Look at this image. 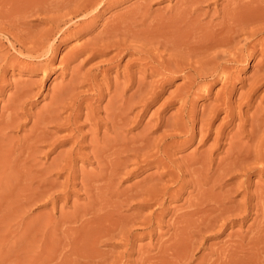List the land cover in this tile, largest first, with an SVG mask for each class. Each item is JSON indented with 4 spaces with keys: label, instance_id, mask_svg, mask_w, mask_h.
I'll return each instance as SVG.
<instances>
[{
    "label": "rangeland",
    "instance_id": "obj_1",
    "mask_svg": "<svg viewBox=\"0 0 264 264\" xmlns=\"http://www.w3.org/2000/svg\"><path fill=\"white\" fill-rule=\"evenodd\" d=\"M9 1L0 264H264V0H96L87 10L94 0ZM237 24L234 48L213 49V30ZM45 38L48 68L33 55Z\"/></svg>",
    "mask_w": 264,
    "mask_h": 264
},
{
    "label": "bare ground",
    "instance_id": "obj_2",
    "mask_svg": "<svg viewBox=\"0 0 264 264\" xmlns=\"http://www.w3.org/2000/svg\"><path fill=\"white\" fill-rule=\"evenodd\" d=\"M6 1H7V0H5V1L3 2V0H2V1L0 0V11L7 12L9 8L11 9V7H10V5H9L10 1H9L8 3H7ZM21 1H22V0H21ZM23 1H24V0H23ZM36 1H37V0H36ZM36 1H35V2H36ZM39 1H40V0H39ZM62 1H63V0H62ZM79 1H80V0H79ZM100 1H101V0H100ZM106 1H107V0H106ZM240 1H241V0H240ZM250 1H251V0H250ZM255 1H256V0H255ZM13 2H14V1H13ZM18 2H19V1L17 0L15 3H12L13 6H14V7H15V6L17 7ZM51 2H52V1H51ZM69 2H70V0H69ZM77 2H78V1H77ZM104 2H105V1H104ZM252 2H253V1H252ZM62 3H63V2H62ZM102 3H103V2H102ZM241 3H245V2H241ZM246 3H248V1H247ZM256 3H257V1H256ZM34 4H35V3H34ZM83 4H84V3H83ZM249 4H251V3H249ZM37 5H39V4H37ZM48 5H49V4H48ZM66 5H67V4H66ZM96 5H97V6H96ZM98 5H99V2H97L96 0H94L93 2L89 3L88 5L86 4V6L84 7V9L87 10L88 8H90V7H94V6H96V8H97V7H99ZM254 5H255V4H254ZM254 5H252V6H254ZM258 5H260V4H258ZM8 6H9V7H8ZM43 6H44V5H43ZM59 6H60V5H59ZM224 7H225V6H224ZM243 7H244V6H241V9H242ZM247 7H248V6H247ZM258 7H259V6H258ZM260 7H261V6H260ZM41 8H42V7H41ZM45 8H46V7H45ZM76 8H77V7H76ZM184 8H185V7H184ZM184 8H183V9H184ZM226 8H227V7H226ZM262 8H263V7H262ZM91 9H92V8H91ZM97 9H98V8H97ZM26 10H27V9H26ZM76 10H77V9H76ZM92 10L95 11V9H92ZM200 10H201V9H200ZM228 10H229V8H228ZM243 10H244V9H243ZM243 10H240V15H239V9H238L237 11H233V12H238L237 16L240 17L241 14L243 13V12H242ZM245 10H246V9H245ZM248 10H249L251 13L253 12L251 8H248ZM10 11H11V10H10ZM32 11H33V9H32ZM79 11L82 12V11L80 10V8H79ZM88 11H89V10H88ZM88 11H87V12H88ZM90 11H91V10H90ZM94 11H93V13H94ZM183 11H184V10H183ZM263 11H264V10H263ZM4 12H2V13H4ZM8 12H9V11H8ZM11 12H12V11H11ZM29 12H30V11H29ZM83 12H84V11H83ZM244 12H245V11H244ZM259 12H260V11H259ZM2 13H1V14H2ZM88 13H90V12H88ZM146 13H147V12H146ZM246 13H248V11H247ZM251 13H249V14H251ZM255 13H256V12H255ZM1 14H0V15H1ZM9 14H10V13H9ZM86 14H87V13H86ZM91 14H92V13H91ZM222 14H223V13H222ZM225 14H226V13H225ZM249 14H248V15H249ZM63 15H64V14H63ZM213 15H214V14H213ZM229 15H230V14H229ZM232 15H233V16H231L232 18H233L234 16L236 17V15H234V14H232ZM248 15L245 14V16H248ZM260 15H262V14H260ZM263 15H264V13H263ZM3 16H4V14H3ZM226 16H227V15H226ZM242 16H243V17H242ZM242 16H241V19H242V18H245V17H244V13L242 14ZM1 17H2V15H1ZM10 17H11V16H10ZM58 17H59V16H58ZM86 17H87V16H86ZM176 17H177V16H176ZM211 17H212V16H211ZM235 17L233 18V20L235 19ZM251 17H252V16H250V18H251ZM29 18H30V17H29ZM178 18H179V17H178ZM228 18H229V16H228ZM232 18H231V19L229 18L230 21L232 20ZM247 18H248V17H247ZM254 18H256V17H254ZM261 18H262V17H261ZM11 19H12V18H11ZM237 19H239V18H237ZM196 20H197V19H196ZM222 20H223V19H222ZM239 20H240V19H239ZM261 20H262V19H261ZM47 21H48V20H47ZM70 21H71V20H70ZM186 21H187V20H186ZM230 21H229V22H230ZM234 21H235V20H234ZM241 21H243V20H241ZM241 21H240V22H241ZM245 21H247V20H245ZM245 21H244V22H245ZM249 21H252V20H249ZM257 21H258V20H257ZM85 22H86V21H85ZM158 22H159V21H158ZM175 22H176V21H175ZM222 22H223V21H222ZM231 22H232V21H231ZM255 22H256V21H255ZM259 22H260V21H259ZM262 22H263V21H262ZM53 23H54V22H53ZM172 23H173V22H172ZM236 23H237V22H236ZM246 23H248V22H246ZM246 23H244V25H245L244 27H249L248 25H249L250 23H249L248 25H246ZM251 23H252V22H251ZM82 24H83V23H82ZM86 24H87V23H86ZM180 24H181V23H180ZM199 24H200V23H199ZM240 24H241V23H240ZM257 24H258V23H257ZM9 25H10V24H9ZM195 25H196V24H195ZM225 25H228V24L226 23ZM225 25H224V26H225ZM229 25H230V23H229ZM237 25H238V28H239L240 30H236V29H233V28H231V27L229 28V27L225 26V27H223L224 29H221V30H219V31H217V32H216L215 30H218V28H216V26H215L216 29H214L213 31L215 32L214 34H215V35L217 34V35H216L215 38L213 39V42H211V38H210V40L207 38V39L212 43L211 45H212L213 49H214V48L216 49V47H221V48H222V46H229V47L231 46V47H233V46H232V42H234V39H235L234 34L236 35V34H240V33L243 32V30L240 28V27H242V26H240L239 24H237ZM241 25H242V24H241ZM250 25H252V24H250ZM83 26H84V25H83ZM156 26H157V25H156ZM211 26H212V25H211ZM254 26H255V25H254ZM7 27H8V25H7ZM12 27H13V26H12ZM61 27H62V26H61ZM157 27H158V26H157ZM167 27H168V26H167ZM194 27H195V26H194ZM220 27H222V24H221ZM232 27L237 28L236 26H232ZM260 27H263V26L261 25ZM260 27H258V28H260ZM1 28H2V27H1ZM74 28H75V27H74ZM158 28H159V27H158ZM165 28H166V27H165ZM191 28H192V27H191ZM126 29H127V28H126ZM169 29H170V27H169ZM173 29H174V28H173ZM176 29H177V28H176ZM192 29H193V28H192ZM201 29H202V28H201ZM254 29H257V28H254ZM52 30H53V29H52ZM59 30H60V29H59ZM111 30H112V29H111ZM145 30H146V29H145ZM149 30H150V29H149ZM164 30H165V29H164ZM202 30H203V29H202ZM246 30H247V28H246ZM250 30H251V29H250ZM257 30H258V29H257ZM257 30H256V31H257ZM263 30H264V29H263ZM122 31H123V30H121V32H122ZM247 31H249V30H247ZM258 31H261V29L258 30ZM118 32H119V31H118ZM128 32H129V31H128ZM156 32H157V31H156ZM191 32H192V31H191ZM211 32H212V31H211ZM249 32H250L249 35H250V34H254V30H253V31H249ZM72 33H73V32H72ZM137 33H138V32H137ZM145 33H146V32H145ZM162 33H163V32H162ZM166 33H167V32H166ZM193 33H194V32H193ZM244 33H245V32H244ZM107 34H108V33H107ZM114 34H115V33H114ZM207 34H208V33H207ZM210 34H211V33H210ZM212 34H213V32H212ZM212 34H211V36H212ZM5 35H6V34H5ZM30 35H31V34H30ZM55 35H56V34H55ZM154 35H155V34H154ZM201 35H202V33H201ZM247 35H248V34H247ZM255 35H256V34H255ZM8 36H9V35H8ZM12 36H13V35H12ZM69 36H70V35H69ZM106 36H107V35H106ZM110 36H111V35H110ZM189 36H190V35H189ZM206 36H207V35H206ZM244 36H245V35H244ZM251 36H252V35H251ZM253 36H254V35H253ZM53 37H54V36H53ZM123 37H124V36H123ZM153 37H155V36H153ZM162 37H163V36H162ZM181 37H182V36H181ZM203 37H205V36H203ZM213 37H214V36H213ZM213 37H212V38H213ZM242 37H243V36H242ZM242 37H241V39H242ZM116 38H117V37H116ZM129 38H130V37H129ZM141 38H142V37H141ZM156 38H157V37H156ZM172 38H173V37H172ZM172 38H171V39H172ZM194 38H195V37H194ZM238 38H239V37H238ZM105 39H106V38H105ZM112 39H113V38H112ZM158 39H159V38H158ZM207 39H205V41H204L205 44L207 43V42H206ZM239 39H240V38H239ZM248 39H249V38H248ZM47 40H48V39H47ZM47 40H46V38H45L44 40H41V43H40V45H39V48H37L36 50H34L35 53L32 52L33 55H34L36 58H37V57H42V60L46 62V63H43V65L45 64L46 67L49 66V63H50V61H51L50 56H49L48 54L50 53V52H49V51H50V48H52V46H50V47H49V45L46 46V44H47ZM154 40H155V39H154ZM165 40H166V39H165ZM200 40H201V39H200ZM208 40H207V41H208ZM246 40H247V39H246ZM16 41H17V39H16ZM20 41H21V40H20ZM116 41H117V40H116ZM148 41H150V40H148ZM178 41H179V40H178ZM202 41H203V40H202ZM250 41H251V40H250ZM7 42H8V41H7ZM25 42H26V41H25ZM166 42H167V41H166ZM179 42H180V41H179ZM9 43H10V42H9ZM17 43H19V42H17ZM21 43H22V41H21ZM51 43H52V42H51ZM180 43H181V42H180ZM11 44L13 45L12 42H11ZM106 44H107V43H106ZM106 44H105V45H106ZM244 44H245V43H244ZM246 44H247V43H246ZM22 45H23V44H22ZM22 45H21V46H22ZM170 45H171V44H170ZM235 45H236V44H235ZM23 46H24V45H23ZM23 46H22V47H23ZM152 46H153V44H152ZM160 46H161V45H160ZM162 46H163V45H162ZM249 46H250V45H249ZM26 47H27V46H26ZM46 47H47V48H46ZM48 47H49V49H48ZM103 47H104V46H103ZM112 47H113V46H112ZM120 47H121V46H120ZM142 47H143V45H142ZM165 47H166V46H165ZM201 47H202V46H201ZM208 47H210V46H208ZM237 47H239V46H237ZM250 47H252V46H250ZM23 48H24V47H23ZM30 48H31V47H30ZM30 48H29V49H30ZM134 48H135V47H134ZM148 48H149V47H148ZM233 48H234V47H233ZM25 49H27V48H25ZM110 49H111V48H110ZM145 49H146V48H145ZM226 49H227V48H226ZM245 49H246V48H245ZM27 50H28V49H27ZM163 50H164V49H163ZM204 50H206V49H204ZM220 50H222V49H220ZM239 50H240V49H239ZM243 50H244V49H243ZM19 51H20V49H19ZM21 51H22V50H21ZM30 51H31V50H30ZM210 51H211V50H210ZM216 51H217V50H216ZM216 51H215V52H216ZM234 51H235V53H236V51H238V50H234ZM245 51H246V50H245ZM144 52H145V51H144ZM156 52H157V51H156ZM206 52H207V51H206ZM230 52H231V50H230ZM243 52H244V51H243ZM28 53H29V52H28ZM237 53H239V52H237ZM240 53H241V52H240ZM250 53H251V52H250ZM25 54H27V52H26ZM30 54H31V53H30ZM51 54H52V53H51ZM144 54H145V53H144ZM161 54H162V53H161ZM206 54H207V53H206ZM246 54H247V53H246ZM248 54H249V53H248ZM196 55H197V54H196ZM229 55H230V53H229ZM238 55H239V54H238ZM26 56H27V55H26ZM29 56H31V55H29ZM34 56H33V57H34ZM213 56H214V55H213ZM236 56H237V55H236ZM240 56H241V54H240ZM244 56H246V55H244ZM20 57H21V56H20ZM22 57H23V56H22ZM231 57H232V56H231ZM247 57H248V56H247ZM247 57H246V58H247ZM5 58H6V57H5ZM168 58H169V57H168ZM193 58H195V57H193ZM234 58H235V57H233V59H234ZM25 59H26V58H25ZM169 59H170V58H169ZM211 59H212V58H211ZM233 59H232V60H233ZM0 60H1V58H0ZM36 60H37V59H36ZM147 60H148V59H147ZM160 60H161V59H160ZM166 60H167V58H166ZM170 60H171V59H170ZM184 60H185V59H184ZM234 60H235V59H234ZM236 60H237V59H236ZM238 60H239V59H238ZM238 60H237V61H238ZM4 61H6V59H5ZM162 61H163V60H162ZM211 61H212V60H211ZM213 61H214V60H213ZM146 62H147V61H146ZM170 62H172V61H170ZM170 62H169V63H170ZM239 62H240V61H239ZM31 63H32V62H31ZM39 63H40V62H39ZM41 63H42V61H41ZM25 64H26V63H25ZM175 64H176V63H175ZM188 64H189V63H188ZM214 64H215V63H214ZM218 64H219V63H218ZM33 65H34V64H33ZM178 65H179V64H178ZM182 65H183V64H182ZM208 65H209V64H208ZM3 66H4V65H3ZM3 66H2V67H3ZM150 66H151V65H150ZM163 66H164V65H163ZM193 66H194V65H193ZM224 66H225V65H224ZM160 67H161V66H160ZM167 67H169V66H167ZM219 67H220V66H219ZM39 68H40V67H39ZM47 68H48V67H47ZM162 68H163V67H162ZM162 68H161V69H162ZM169 68H170V67H169ZM169 68H168V69H169ZM174 68H176L177 71H179V72H180V71H181V72L184 71V69H182V68H180V67H177V66L173 67V69H174ZM184 68H185V66H184ZM194 68H195V67H194ZM228 68H229V67H228ZM186 69H188V68L186 67ZM186 69H185V70H186ZM195 69H196V68H195ZM222 69H223V68H222ZM165 70H166V69H165ZM214 70H215V69H213V71H214ZM162 71H163V69H162ZM162 71H161V72H162ZM188 71H189V70H188ZM190 71H191V70H190ZM190 71H189V72H190ZM217 71H218V70H217ZM222 71H223V70H222ZM169 72H171V70H170ZM203 72H204V71H203ZM172 73H173V72H171V74H172ZM177 73H178V72H177ZM185 73H186V71H185ZM213 73H215V72H213ZM211 74H212V73H211ZM164 75H165V74H164ZM177 75H178V74H177ZM198 75H199V73H198ZM203 75H204V74H203ZM186 76H187V75H186ZM201 76H202V75H201ZM215 76H216V75H215ZM188 77H189V76H188ZM199 77H200V76H199ZM216 79H217V78H216ZM262 79H263V78H262ZM117 80H118V79H117ZM139 80H140V79H139ZM201 80H202V79H201ZM193 81H194V80H193ZM30 82H31V81H30ZM127 82H129V81H127ZM137 82H138V81H137ZM188 82H190V81H188ZM32 83H33V82H32ZM116 83H117V82H116ZM191 83H192V82H191ZM193 83H194V82H193ZM24 86H25V85H24ZM26 86H28V85H26ZM29 86H30V85H29ZM29 86H28V88H29ZM115 86H116V85H115ZM125 86H126V85H125ZM34 87H35V86H34ZM36 87H37V86H36ZM71 87H72V86H71ZM21 89H22V87H21ZM26 89H27V88H26ZM33 89H34V88H33ZM184 89H186V88H184ZM14 90H15V89H14ZM22 90L25 91V88H23ZM22 90H21V92H22V94H23L24 91H22ZM27 90H28V89H27ZM30 90H31V88L29 89V91H30ZM139 90H140V89H139ZM17 91H19V90H17ZM187 91H189V90L187 89ZM113 92H114V91H113ZM17 93H18V92H17ZM17 93H16V94H17ZM19 93H20V92H19ZM116 93H117V91H116ZM180 94H181V93H180ZM20 95H21V94H20ZM33 95H34V94H33ZM24 96H25V94H24ZM15 97H16V96H15ZM30 97H32V96H30ZM113 97H114V96H113ZM10 98H11V97H10ZM12 98H13V97H12ZM25 98H26V96H25ZM56 98H57V96H56ZM179 98H180V97H179ZM17 99H18V97H17ZM186 99H187V98H186ZM194 99H195V98H194ZM13 100H14V99H13ZM113 100H115V99H113ZM183 100H184V99H183ZM19 101H20V100H19ZM26 101H27V99H26ZM130 101H131V100H130ZM139 101H140V100H139ZM22 102H23V101H22ZM22 102H21V103H22ZM24 102H25V100H24ZM185 102H186V101H185ZM18 103H19V102H18ZM53 103H54V102H53ZM11 104H12V102H11ZM111 104H112V103H111ZM144 104H145V103H144ZM7 105H8V103H7ZM22 105H23V104H22ZM68 105H69V104H68ZM185 105H186V104H185ZM5 106H6V105H5ZM5 106H4V107H5ZM16 106H17V105H16ZM127 106H128V104H127ZM223 106H224V105H223ZM225 106H226V105H225ZM11 107H12V106H11ZM17 107H18V106H17ZM68 107H69V106H68ZM18 108H19V107H18ZM5 109H6V108H5ZM68 109H69V108H68ZM111 109H112V108H111ZM11 110H12V108H11ZM57 110H58V108H57ZM121 110H122V109H121ZM183 110H184V109H183ZM6 111H7V110H6ZM49 111H50V110H49ZM61 111H62V110H61ZM65 111H66V110H65ZM122 111H123V110H122ZM7 112H8V111H7ZM7 112H6V113H7ZM14 112H15V111H14ZM53 112H54V111H53ZM111 112H112V111H111ZM136 112H137V111H136ZM3 113H4V112H3ZM12 113H13V112H11V113L9 114V116H10ZM138 113H139V112H138ZM257 113H258V112H257ZM48 114L50 115V113H48ZM53 114H54V113H53ZM112 114H113V113H112ZM120 114H121V113H120ZM5 115H6V114H5ZM121 115H123V114H121ZM9 116H7V117L10 118ZM113 116H117V115H113ZM119 116H120V115H119ZM119 116H118V117H119ZM262 116H263V115H262ZM3 117H4V116H3ZM5 117H6V116H5ZM12 117H13V116H12ZM12 117H11V119H12ZM31 117H32V116H31ZM188 117H189V116H188ZM0 118H1V117H0ZM16 118H17V117H16ZM236 118H237V117H236ZM5 119H6V118H5ZM42 119H43V118H42ZM106 119H107V118H106ZM117 119H119V118H117ZM120 119L122 120V118H120ZM124 119H125V118H124ZM127 119H128V118H127ZM127 119H126V120H127ZM231 119H232V118H231ZM1 120H2V119H1ZM6 120H9V119H6ZM40 120H41V119H40ZM46 120H47V119H46ZM99 120H100V119H99ZM110 120H111V119H110ZM113 120H114V117H113L112 121H113ZM238 120H239V119H238ZM242 120H244V119H242ZM251 120H252V118H251ZM262 120H263V121H262ZM12 121H13V120H11V122H12ZM87 121H88V120H87ZM114 121H115V120H114ZM117 121H118V120H117ZM261 121H262V123H264V119H261ZM4 122H5V121H4ZM53 122H54V121H53ZM88 122H89V121H88ZM118 122H120V121H118ZM180 122H182V121H180ZM248 122H249V121H248ZM7 123H9V121H7ZM17 123H18V122H17ZM50 123H51V122H50ZM110 123H111V122H110ZM125 123H126V122H125ZM240 123H241V122H240ZM242 123H243V122H242ZM5 124H6V123H5ZM40 124H41V123H40ZM116 124H118V123H116ZM122 124H123V123H122ZM180 124H182V123H180ZM244 124H245V123H244ZM254 124H255L254 126H256V123H254ZM3 125H4V124H3ZM170 125H171V124H170ZM252 125H253V124H252ZM8 126H11V125L8 124ZM38 126H39V125H38ZM38 126H37V127H38ZM121 126H122V125H121ZM128 126H129V125H128ZM244 126H245V125H244ZM182 127H183V126H182ZM184 127H185V126H184ZM239 127H240V126H239ZM3 128H4V126H3ZM7 128H8V127H7ZM124 128H125V127H124ZM174 128H175V127H174ZM251 128H252V127H251ZM262 128H263V127H262ZM35 129H36V128H35ZM40 129H41V128H40ZM249 129H250V128H249ZM253 129H254V127H253ZM256 129H257V128H256ZM260 129H261V128H260ZM260 129H259V130H260ZM117 130H122V129H120V126H119V128H117ZM123 130H124V129H123ZM240 130H241V128H240ZM0 131H1V129H0ZM3 131H4V129H3ZM3 131H2V132H3ZM5 131H6V129H5ZM15 131H16V130H15ZM236 131L238 132L237 129H236ZM251 131H252V130H251ZM36 132H37V131H36ZM113 132H114V131H113ZM183 132H184V131H183ZM248 132H249V131H248ZM248 132H247V133H248ZM258 132H259V131H258ZM258 132H257V133H258ZM3 133H4V132H3ZM30 133H31V132H30ZM261 133H262V132H261ZM0 134H1L0 136L3 137V134H2L1 132H0ZM34 134H35V133H34ZM172 134H173V133H172ZM238 134H239V133H238ZM244 134H245V133H244ZM249 134H253V132H252V133L249 132ZM6 135H8V134H6ZM35 135H36V134H35ZM35 135H34V136H35ZM119 135H120V134H119ZM255 135H256V134H255ZM261 135H262V134H261ZM261 135H260V136H261ZM39 136H40V135H39ZM249 136H250V135H249ZM260 136H259V137H260ZM262 136H263V135H262ZM262 136H261V138H263ZM2 137H0V138L2 139ZM11 137H12V136H11ZM35 137H36V136H35ZM94 137H95V136H94ZM113 137H114V136H113ZM171 137H172V136H171ZM239 137H240V136H239ZM253 137H254V135L252 136V138H253ZM9 138H10V137H9ZM25 138H26V137H25ZM49 138H50V137H49ZM49 138H48V139H49ZM66 138H67V137H66ZM148 138H149V137H148ZM246 138H247V137H246ZM255 138H256V137H255ZM6 139H7V138H6ZM37 139H38V138H37ZM149 139H150V138H149ZM151 139H152V138H151ZM24 140H25V139H24ZM30 140H31V139H30ZM231 140H232V139H231ZM244 140H245V138H244ZM251 140H252V139H251ZM251 140H250V141H251ZM1 141H2V140H1ZM3 141H4V140H3ZM3 141H2V142H3ZM91 141H92V140H91ZM114 141H115V140H114ZM137 141H138V139H137ZM139 141H140V140H139ZM240 141H241V140H240ZM245 141H246V140H245ZM252 141H253V140H252ZM6 142H8V141H6ZM4 143H5V142H4ZM29 143H30V142H29ZM214 143H215V142H214ZM2 144H3V143H2ZM30 144H31V143H30ZM45 144H46V143H45ZM47 144H48V143H47ZM148 144H149V142H148ZM179 144H180V143H179ZM249 144H250V143H249ZM249 144H248V145H249ZM15 145H17V143H16ZM85 145H86V144H85ZM237 145H238V144H237ZM79 146H80V145H79ZM174 146H175V145H174ZM212 146H213V145H212ZM216 146H217V144H216ZM252 146H253V145H252ZM3 147H4V146H3ZM148 147H149V146H148ZM151 147H152V146H151ZM249 147H250V145H249ZM14 148H15V147H14ZM14 148H13V149H14ZM23 148H24V147H23ZM95 148H96V147H95ZM143 148H144V147H143ZM246 148L248 149L247 146H246ZM1 149H2V148H1ZM99 149H100V148H99ZM136 149H137V148H136ZM238 149H239V148H238ZM241 149H242V148H241ZM16 150H17V149H16ZM18 150H19V149H18ZM153 150H154V149H153ZM168 150H169V149H168ZM233 150H234V149H233ZM9 151L11 152V148H10ZM12 151H13V150H12ZM26 151H27V150H26ZM29 151H30V150H29ZM33 151H34V150H33ZM36 151H37V150H36ZM99 151H100V150H99ZM130 151H131V150H130ZM206 151H207V150H206ZM244 151H246V150H244ZM252 151H253V150H252ZM20 152H21V151H20ZM20 152H19V153H20ZM135 152H136V151H135ZM164 152H165V151H164ZM250 152H251V151H250ZM1 153H3V152L1 151ZM1 153H0V154H1ZM11 153H13V152H11ZM11 153L8 154V155L10 156V158H11V156H12V155H10ZM21 153H22V152H21ZM21 153H20V154H21ZM24 153H25V150H24ZM24 153H22V154H24ZM99 153H100V152H99ZM102 153H103V152H102ZM148 153H149V152H148ZM234 153H235V152H234ZM234 153H233V154H234ZM237 153H238V152H237ZM243 153H244V152H243ZM251 153H252V152H251ZM251 153H250V155H251ZM14 154H15V152H14ZM17 154H18V153H17ZM17 154H16V155H17ZM145 154H146V153H145ZM6 155H7V154H6ZM6 155H5V157H6ZM26 155H27V154H26ZM28 155H29V154H28ZM134 155H136V154H134ZM169 155H170V154H169ZM244 155H246V153H245ZM244 155H243V156H244ZM250 155H249V156H250ZM254 155H256L255 152H254ZM262 155H263V153H262ZM1 156H2V155H1ZM9 156H8V159H9ZM13 156H14V155H13ZM103 156H104V155H103ZM103 156H102V157H103ZM111 156H112V154H111ZM198 156H199V155H198ZM252 156H253V155H252ZM105 157H106V156H105ZM234 157H235V156H234ZM19 158H20V157H19ZM100 158H101V157H100ZM119 158H120V157H119ZM138 158H139V157H138ZM141 158H142V157H141ZM228 158H229V157H228ZM228 158H227V159H228ZM235 158H236V157H235ZM250 158H251V156H250ZM253 158H255V157H253ZM257 158H258V157H257ZM1 159H2V157L0 158V160H1ZM8 159H7V160H8ZM16 159L18 160V158H16ZM125 159H126V158H125ZM204 159H205V158H204ZM227 159H226V160H227ZM232 159H233V158H232ZM247 159H248V158H247ZM247 159H246V160H247ZM255 159H256V158H255ZM255 159H253V161H254ZM3 160H5V158H3ZM10 160H11V159H10ZM10 160L7 161V165H8V163H11ZM104 160H105V159H104ZM209 160H210V157H209ZM222 160H223V159H222ZM226 160H225V162H226ZM233 160H234V159H233ZM239 160H240V159H239ZM259 160H260V159H259ZM263 160H264V158H263ZM18 161H19V160H18ZM18 161H16V162H18ZM56 161H57V160H56ZM71 161L73 162L72 159H71ZM230 161H231V160H230ZM234 161H235V160H234ZM243 161H244V160H243ZM1 162H2V160L0 161V163H1ZM23 162H24V161H23ZM72 162H71V163H72ZM131 162H132V161H131ZM225 162H224V163H225ZM235 162H237V161H235ZM235 162H234V163H235ZM257 162H258V161H257ZM13 163H15V162L13 161ZM20 163H21V162H20ZM228 163H229V162H228ZM234 163H233V164H234ZM244 163H246V161H244ZM244 163H243V165H244ZM251 163H253V162H251ZM3 164L6 166V164L4 163V161H3ZM3 164H2V166H3ZM210 164H211V163H210ZM238 164H240L239 161H238ZM246 164H247V163H246ZM246 164H245V166H246ZM165 165H166V164H165ZM220 165H221V164H220ZM220 165H218V166H220ZM243 165H242V166H243ZM253 165H255V164H253ZM253 165L251 164V166H253ZM19 166H20V165H19ZM168 166H169V165H168ZM222 166H223V165H222ZM27 167H28V166H27ZM36 167H37V166H36ZM166 167H167V166H166ZM205 167H206V166H205ZM210 167H211V165H210ZM225 167H226V169H227V167H229V166H224L223 169H224ZM233 167H234V166H233ZM243 167H244V166H243ZM243 167H242V168H243ZM247 167H248V166H247ZM7 168H9V167H6V170H7ZM168 168H169V167H168ZM207 168H208V167H207ZM219 168H220V167H219ZM230 168H231V167H230ZM19 169H20V168H19ZM19 169H18V170H19ZM52 169H53V168H52ZM200 169H201V167H200ZM236 169H237V168H236ZM240 169H241V168H240ZM244 169H245V167H244L242 170H244ZM246 169H247V168H246ZM249 169H250V168H248L247 170H249ZM8 170H9V169H8ZM66 170H67V169H66ZM68 170H69V169H68ZM106 170H107V169H106ZM191 170H192V168H191ZM242 170H241V172H243ZM254 170H255V169H254ZM15 171H16V170H15ZM24 171H25V170H24ZM169 171H170V170H169ZM202 171H203V168H202ZM219 171H221V170H219ZM225 171H226V170H225ZM17 172H18V171H17ZM19 172H20V170H19ZM42 172H43V171H42ZM118 172H119V171H118ZM188 172H189V171H188ZM200 172H201V171H200ZM206 172H207V171H206ZM215 172H216V171H215ZM227 172H228V171H227ZM230 172H232V171L230 170ZM68 173H69V172H68ZM107 173H108V172H107ZM194 173H195V172H194ZM220 173H221V172H220ZM3 174H4V172H3ZM3 174H2V175H3ZM21 174H22V173H21ZM29 174H30V173H29ZM31 174H32V173H31ZM216 174H217V173H216ZM221 174H222V173H221ZM227 174H228V173H227ZM227 174H226V175H227ZM229 174H230V173H229ZM27 175H28V174H27ZM39 175H41V174H38V176H39ZM42 175L44 176V174H42ZM197 175H198V174H197ZM224 176H225V175H224ZM72 177H73V176H72ZM191 177H192V176H191ZM202 177H203V176H202ZM222 177H223V176H222ZM19 178H22V177H19ZM198 178H199V177H198ZM225 178H226V177H225ZM182 179H183V178H182ZM213 179H214V178H213ZM103 180H104V179H103ZM11 181H13V180H11ZM90 181H91V180H90ZM90 181H89V182H90ZM99 181H100V180H99ZM161 181H162V180H161ZM182 181H183V180H182ZM201 181H202V180H201ZM26 182H27V181H26ZM195 182H196V181H195ZM195 182H194V183H195ZM188 183H189V181H188ZM35 184H36V183H35ZM195 184H196V183H195ZM195 184H194V185H195ZM207 184H208V183H207ZM240 184H241V183H240ZM197 185H198V184H197ZM204 185H205V184H204ZM234 185H235V184H234ZM94 186H95V185H94ZM192 186H193V185H192ZM205 186H206V185H205ZM225 186H226V185H225ZM225 186H224V187H225ZM239 186H240V185H239ZM244 186H245V185H244ZM15 187H16V186H15ZM37 187H38V186H37ZM198 187H199V186H198ZM201 187H202V186H201ZM226 187H227V186H226ZM235 188H236V187H235ZM239 188H240V187H239ZM244 188H245V187H244ZM34 189H35V188H34ZM164 189H165V188H164ZM241 189H242V188H241ZM241 189H240V190H241ZM259 189H260V188H259ZM199 190H200V189H199ZM213 190H214V189H213ZM238 190H239V189H238ZM240 190H239V191H240ZM244 190H245V189H244ZM209 191H210V190H209ZM211 191H212V190H211ZM211 191H210V193H211ZM25 192H26V191H25ZM227 192H228V191H226V194H227ZM229 192H230V191H229ZM261 192H262V191H261ZM207 193H208V192H207ZM217 193H218V192H217ZM101 194H102V193H101ZM148 194H149V193H148ZM257 194H258V193H257ZM260 194H261V193H260ZM263 194H264V193H263ZM104 195H105V194H104ZM130 195H131V194H130ZM134 195H135V194H134ZM137 195H138V194H137ZM137 195H136V196H137ZM217 195H218V194H217ZM219 195H220V194H219ZM219 195H218V196H219ZM222 195H223V194H222ZM44 196H45V195H44ZM99 196H100V195H99ZM251 196H252V195H251ZM253 196H254V195H253ZM263 196H264V195H263ZM36 197H37V196H36ZM36 197H35V198H36ZM156 197H157V196H156ZM203 197H204V196H203ZM221 197H222V196H221ZM256 197L258 198V195H257ZM27 198H28V197H26V199H27ZM95 198H96V197H95ZM151 198H152V197H151ZM153 198H154V197H153ZM206 198H207V197H206ZM209 198H210V197H209ZM212 198H213V197H212ZM212 198H211V199H212ZM250 198H251V197H250ZM262 198H263V197H262ZM0 199H1V198H0ZM15 199H16V198H15ZM15 199H14V201H15ZM92 199H93V198H92ZM103 199H104V198H103ZM217 199H218V198H217ZM260 199H261V198H260ZM263 199H264V198H263ZM99 200H100V199H99ZM151 200L153 201V199H151ZM198 200H199V198H198ZM201 200H202V199H201ZM227 200H228V199H227ZM231 200H233V199H231ZM246 200H247V199H246ZM256 200H258V199H256ZM33 201H34V200H33ZM192 201H193V200H192ZM205 201H206V199H205ZM205 201H204V202H205ZM248 201H249V200H248ZM106 202H107V201H106ZM193 202H194V201H193ZM197 202H198V201H196V203H197ZM212 202H213V200H212ZM217 202H218V201H217ZM221 202H222V201H221ZM221 202H220V203H221ZM223 202H224V201H223ZM237 202H238V201H237ZM260 202H261V201H260ZM262 202H263V201H262ZM112 203H113V202H112ZM189 203H190V202H189ZM198 203H199V202H198ZM220 203H219V204H220ZM228 203H229V202H228ZM244 203H245V201L242 203V204H243V207L246 205V204L244 205ZM246 203H247V202H246ZM257 203H259V202L257 201ZM6 204H7V203H6ZM109 204H110V203H109ZM202 204H203V207H204L205 203H202ZM242 204H239V205H242ZM248 204H249V202H248ZM250 204H251V203H250ZM250 204H249V205H250ZM263 204H264V203H263ZM17 205H18V204H17ZM27 205H28V204H27ZM117 205H118V204H117ZM192 205H194V204H192ZM200 205H201V204H200ZM207 205H208V204H207ZM211 205H212V203H211ZM220 205H221V204H220ZM249 205H248V206H249ZM252 205H253V204H252ZM256 205H258L257 207L260 208L261 203H260V206H259V204H256ZM8 206H9V205H8ZM104 206H105V205H104ZM188 206H189V205H188ZM194 206H195V205H194ZM214 206H215V205H214ZM216 206H217V205H216ZM216 206H215V207H216ZM223 206H224V205H223ZM254 206H255V205H254ZM254 206H253V207H254ZM23 207H24V205H23ZM191 207H192V206H191ZM219 207H220V206H219ZM221 207H222V206H221ZM235 207H238V206H235ZM243 207H241V209H242ZM28 208H29V207H28ZM197 208L199 209V207H197ZM213 208H214V207H213ZM228 208H229V207H228ZM244 208L247 209L246 206H245ZM250 208H252V207H250ZM261 208H262V206H261ZM105 209H106V208H105ZM217 209H218V208H217ZM236 209H237V208H236ZM239 209H240V208H239ZM253 209H254V208H253ZM193 210H194V209H193ZM195 210H196V209H195ZM195 210H194V211H195ZM203 210H206V209H203ZM210 210H212V209H210ZM108 211H109V210H108ZM188 211H190V210H188ZM199 211H201V210L199 209ZM199 211L196 210V212H199ZM220 211H221V209H220ZM220 211H219V209H218V212H217L216 215H218V213H219ZM222 211H223V210H222ZM228 211H229V210H228ZM238 211H240V210H238ZM245 211H246V210H245ZM4 212H5V211H4ZM95 212H96V211H95ZM114 212H115V211H114ZM202 212H204V211H202ZM202 212H201V213H202ZM212 212H215V211H212ZM226 212H227V211H226ZM226 212H225V213H224V211L222 212L225 218H226V215H225ZM232 212H233V211H232ZM263 212H264V211H263ZM27 213H28V212H27ZM189 213H191V212H189ZM206 213H207V212H206ZM220 213H221V212H220ZM244 213H245V212H244ZM244 213H242V214H244ZM21 214H22V213H21ZM111 214H112V213H111ZM193 214H194V212H193ZM195 214H196V213H195ZM197 214H198V213H197ZM203 214H204V213H203ZM203 214H201V215H203ZM229 214H230V213H229ZM240 214H241V213H240ZM6 215H7V214H6ZM101 215H102V213H101ZM187 215L190 217L189 214H187ZM213 215H214V219H215L216 215H215L214 213H213ZM223 215L221 216V218L223 217ZM238 215H239V214H238ZM93 216H94V215H93ZM96 216H97V215H96ZM192 216H193V215H192ZM194 216H195V215H194ZM194 216H193V217H194ZM219 216H220V215H219ZM197 217H198V216H197ZM204 217H205V216H204ZM228 217H229V216H228ZM182 218H185V217L182 216ZM225 218H223V219H225ZM92 219H93V218H92ZM105 219H107V218H105ZM179 219H180V218H179ZM179 219H178V221H179ZM185 219H186V218H185ZM218 219H219V220H217V219H215V220H217V221H220V220H221L220 218H218ZM226 219H227V218H226ZM261 219H262V218H261ZM5 220H6V219H5ZM180 220H181V219H180ZM81 221H82V220H81ZM106 221H107V220H106ZM109 221H110V220H109ZM182 221H183V220H182ZM187 221H188V219H187ZM207 221H209V220H207ZM6 222H7V221H6ZM18 222H19V221H18ZM94 222H95V221H94ZM111 222H112V224H115V223H113V220H112V219H111ZM125 222H126V221H125ZM210 222H211V221H210ZM228 222H229V221H228ZM84 223H85V222H84ZM86 223H87V222H86ZM97 223H98V222H97ZM97 223H96V224H97ZM107 223H108V222H107ZM118 223H120V222H118ZM126 223H127V222H126ZM126 223H125V225H127ZM186 223H187V222H186ZM20 224H21V223H20ZM74 224H75V222H74ZM99 224H100V223H99ZM120 224H121V223H120ZM122 224H124V223H122ZM214 224H215V223H214ZM18 225H19V224H18ZM103 225H104V224H103ZM110 225H111V224H110ZM193 225H194V224H193ZM206 225H207V224H206ZM210 225H211V224H210ZM91 226H92V225H91ZM115 226H116V225H115ZM92 227H93V226H92ZM98 227H99V226H98ZM101 227H103V226L101 225ZM106 227H107L106 229H107V232H108V229H109L110 227H108V226H106ZM126 227H127V226H126ZM175 227H176V226H175ZM178 227H179V226H178ZM216 227H217V226H216ZM219 227H220V226H219ZM261 227H262V226H261ZM111 228L113 229V227H111ZM176 228H177V227H176ZM187 228H188V227H187ZM202 228H203V227H202ZM259 228H260V227H259ZM86 229H87V228H86ZM86 229L84 228L83 230H86ZM101 229H102V228H101ZM123 229H124V228H123ZM93 230H94V229H93ZM97 230H98V228H97ZM97 230H96V231H97ZM180 230H182V229H180ZM203 230H204V229H203ZM257 230H258V229H257ZM98 231H99V230H98ZM102 231H103V230H101V234L103 233ZM105 231H106V230H105ZM112 231H113V230H112ZM114 231H116V230H114ZM178 231H179V230H178ZM188 231H189V229H188ZM72 232H73V231H72ZM82 232H83V231H82ZM85 232H86V231H85ZM90 232H91V231H90ZM99 232H100V231H99ZM109 232H110V230H109ZM116 232H117V231H116ZM116 232H115V234H116ZM121 232H122V231H121ZM124 232H125V231H124ZM127 232H128V235H129L130 232H129V231H127ZM186 232H187V231H186ZM197 232H198V231H197ZM70 233H71V232H70ZM87 233H88V232H87ZM180 233H182V232H180ZM99 234H100V233H99ZM104 234H105V233H104ZM126 234H127V233H126ZM81 235H82V234H81ZM83 235H84V234H83ZM182 235H183V233H182ZM64 236H65V235H64ZM86 236H87V235H86ZM96 236H97V234H96ZM98 236H99V235H98ZM126 236H127V235H126ZM69 237H70V236H69ZM99 237H100V236H99ZM99 237H98V238H99ZM102 237H103V236H102ZM102 237H101V239H102ZM122 237H123V236H122ZM122 237H121V238H122ZM84 238H85V236H84ZM87 238H89V237L87 236ZM110 238H111V237H110ZM173 238H174V237H173ZM96 239H97V237H96ZM99 239H100V238H99ZM192 239H193V238H192ZM194 239H195V238H194ZM257 239H258V238H257ZM263 239H264V238H263ZM74 240H75V239H74ZM82 240H83V239H82ZM258 240H259V239H258ZM77 241H78V240H77ZM88 241H89V240H87V242H88ZM92 241H93V240H92ZM92 241H90L91 244H95V243H93ZM95 241H97V240H95ZM124 242H125V240H124ZM259 242H260V241H259ZM79 243H80V241H79ZM83 243H84V241H83ZM127 243H128V242H127ZM74 244H75V243H74ZM186 244H187V243H186ZM79 245H80V244H79ZM75 246H76V245H75ZM80 246H81V245H80ZM86 246H87V245H86ZM92 246L94 247V245H92ZM96 246H97V245H96ZM124 246H125V245H124ZM259 246H260V244H259ZM81 247H82V246H81ZM179 247H180V246H179ZM257 247H258V246H257ZM83 248H85V247H83ZM189 249H190V247H189ZM177 251H178V250H177ZM74 252H75V251H74ZM107 253H108V252H107ZM109 253H110V252H109ZM88 254H89V253H88ZM88 254H87V255H88ZM91 254H92V253H91ZM103 255H104V254H103ZM96 256H97V255H96ZM96 256H95V257H96ZM100 256H101V255H100ZM101 257H102V256H101ZM112 258H113V257H112ZM119 259H120V258H119ZM80 260H82V259H80ZM71 264H72V263H71ZM84 264H86V263H84Z\"/></svg>",
    "mask_w": 264,
    "mask_h": 264
}]
</instances>
